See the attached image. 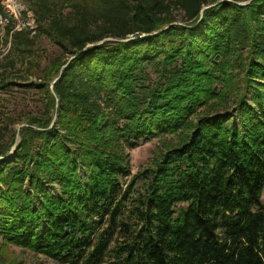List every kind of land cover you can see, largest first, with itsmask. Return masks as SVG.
Wrapping results in <instances>:
<instances>
[{"label": "trees", "instance_id": "obj_1", "mask_svg": "<svg viewBox=\"0 0 264 264\" xmlns=\"http://www.w3.org/2000/svg\"><path fill=\"white\" fill-rule=\"evenodd\" d=\"M24 2L60 55L41 68L0 7V91L28 65L42 97L18 130L0 105V246L53 264H264V0ZM177 134L132 200L128 151Z\"/></svg>", "mask_w": 264, "mask_h": 264}, {"label": "rangeland", "instance_id": "obj_2", "mask_svg": "<svg viewBox=\"0 0 264 264\" xmlns=\"http://www.w3.org/2000/svg\"><path fill=\"white\" fill-rule=\"evenodd\" d=\"M25 0H0V7L12 18V25L15 30L28 29L31 34L30 37H35V45L37 51L42 57L39 61V66L43 68L47 59H53L60 55L57 47L45 35H39L38 29L34 21L32 13L25 6ZM9 26L6 19L0 17V73L4 68L5 56L9 54L11 48V39L6 36V28ZM93 28V26H91ZM111 40V39H106ZM147 77L154 79V75L149 68L145 69ZM8 79L12 82V86L5 92L0 91V105L4 107L9 113V117L15 120L13 129L18 130L23 125L22 119L27 113L35 114L41 110L42 97L38 91L33 88L26 87L39 78V72L36 68L32 69L28 65H16L15 69H9ZM204 109L198 111V115L203 113ZM182 135H166L160 138L153 139L147 143L139 144L133 150L128 151L131 177L144 173L140 177L134 187L132 193V200L142 193L144 187V177L150 176V171L155 167V163L161 156V152L167 147L176 146L180 143ZM130 178L126 180V183ZM131 200V201H132ZM264 205V189L261 196ZM130 201V203H131ZM0 259L13 262L15 264H53L50 260L43 256L36 255L28 250L19 249L14 246L1 247Z\"/></svg>", "mask_w": 264, "mask_h": 264}, {"label": "water", "instance_id": "obj_3", "mask_svg": "<svg viewBox=\"0 0 264 264\" xmlns=\"http://www.w3.org/2000/svg\"><path fill=\"white\" fill-rule=\"evenodd\" d=\"M227 1H229V0H227ZM249 2H246V3H241L240 5L241 6H244V5H246V4H248ZM102 42H100V43H98V45H100ZM21 128V127H20ZM12 152H13V149H12Z\"/></svg>", "mask_w": 264, "mask_h": 264}]
</instances>
